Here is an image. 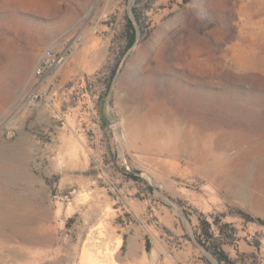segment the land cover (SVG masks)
<instances>
[{
	"label": "rangeland",
	"instance_id": "374dc122",
	"mask_svg": "<svg viewBox=\"0 0 264 264\" xmlns=\"http://www.w3.org/2000/svg\"><path fill=\"white\" fill-rule=\"evenodd\" d=\"M67 29L80 43L28 105ZM257 218L264 0H0V264H217L198 236L264 264Z\"/></svg>",
	"mask_w": 264,
	"mask_h": 264
},
{
	"label": "built area",
	"instance_id": "2783aa9c",
	"mask_svg": "<svg viewBox=\"0 0 264 264\" xmlns=\"http://www.w3.org/2000/svg\"><path fill=\"white\" fill-rule=\"evenodd\" d=\"M80 40L81 34L76 31L73 35L52 39L40 50L32 69L35 86L25 96V102L28 105H33L40 98V85L47 81L55 69L65 63Z\"/></svg>",
	"mask_w": 264,
	"mask_h": 264
},
{
	"label": "trees",
	"instance_id": "16d2710c",
	"mask_svg": "<svg viewBox=\"0 0 264 264\" xmlns=\"http://www.w3.org/2000/svg\"><path fill=\"white\" fill-rule=\"evenodd\" d=\"M183 1L187 2L188 0H183ZM134 17L136 21L139 22V16L137 15V13H134ZM122 35H123V39H125V44L122 46L119 52V57H117L116 62L111 67V71L107 79V85H106L107 89L109 88L110 81L112 80L115 74L116 68L118 67V64L120 61L119 58H121V56L132 46V44L137 38V28L130 18H127L125 21ZM126 175L133 177V178H138L134 175H130V174H126ZM257 221L260 224L264 225V220L257 218ZM202 224L205 225L204 233L206 234V237L212 238L213 232L210 230V227H211L210 223L206 220H203ZM224 225H227V223H225ZM216 226L218 227V230L221 232V228L223 225L220 226V225H217L216 223ZM198 239L200 240V243L204 246V248H206V250L212 254L217 264H237L234 259H231L228 257L227 253L221 248V246L219 245L218 242L215 241V239L211 245H207L205 243V240L202 239L201 236H198Z\"/></svg>",
	"mask_w": 264,
	"mask_h": 264
},
{
	"label": "bare ground",
	"instance_id": "6f19581e",
	"mask_svg": "<svg viewBox=\"0 0 264 264\" xmlns=\"http://www.w3.org/2000/svg\"><path fill=\"white\" fill-rule=\"evenodd\" d=\"M75 32H76V30H74V29H67V30H64V31H62L58 36H56L55 38H53V39H60V38H63L64 36H67V35H73V34H75ZM28 58H29V54L28 53H21L20 55H19V58H15V61H9L10 62V65L11 66H13V65H17L19 68H21L22 69V67H24L25 66V64H26V61L28 60ZM21 71V70H20ZM178 76V75H177ZM203 80V79H202ZM198 81V80H197ZM200 82V84H202V82L204 81H201V80H199ZM140 82V81H139ZM132 83V82H131ZM136 83H138V82H136ZM204 84V83H203ZM134 86L132 87V88H134V91H133V93L135 92V91H138V92H136V94H138V96L140 95V92L141 91H139L141 88H140V86H138L139 84H137V86H135V84H133ZM202 86V85H201ZM143 88V87H142ZM148 88V87H147ZM178 88V87H177ZM188 88V87H187ZM175 90H177L176 88H175ZM144 91V90H143ZM129 93V92H128ZM131 94V93H130ZM129 95V94H128ZM179 96V95H178ZM135 97H136V95H135ZM177 97V96H176ZM201 98H203V97H201ZM170 101V100H169ZM178 101V100H177ZM204 102V101H203ZM178 103V102H177ZM170 105H172V104H170ZM177 105V104H176ZM199 105V104H198ZM202 106V105H201ZM198 107V106H197ZM199 109V108H198ZM203 109V108H202ZM202 111V110H201ZM175 113V112H174ZM192 121V120H191ZM200 128V127H199ZM203 153V152H202ZM205 154V153H204ZM202 156V155H201ZM201 158V157H200ZM203 159V158H202ZM205 160V159H204ZM239 161V160H238ZM234 162V161H233ZM246 162V161H245ZM225 164L227 163V162H224ZM237 163V162H236ZM235 163V164H236ZM238 163H240V162H238ZM237 163V164H238ZM228 164V163H227ZM230 164V163H229ZM232 165V164H231ZM218 166H223V164H220V165H218V164H212V166H211V168H213V169H215L216 167L218 168ZM227 166V165H226ZM224 167V166H223ZM232 168V167H231ZM231 168H230V170L228 169V167H227V169L225 170V167H224V169L223 170H221V172L222 171H225V172H223V175H224V177L226 178V180H228V181H234L235 182V180H236V177H238V171L237 170H231ZM234 168V167H233ZM236 169H238V167L236 168ZM217 170V169H216ZM215 170V171H216ZM219 171H220V168H219ZM219 171H216L217 173L219 172ZM220 174V173H219ZM224 179V178H223ZM225 180V179H224ZM225 180V181H226ZM234 182H233V185H234ZM236 185H238V184H236ZM82 253V252H81ZM84 253V252H83ZM87 253V252H86ZM86 255H84V257H85ZM81 257V256H80ZM87 259V258H86ZM82 261V260H81ZM84 261V262H83ZM82 262H83V264H85V262H87L88 260H83ZM81 263V262H80Z\"/></svg>",
	"mask_w": 264,
	"mask_h": 264
}]
</instances>
